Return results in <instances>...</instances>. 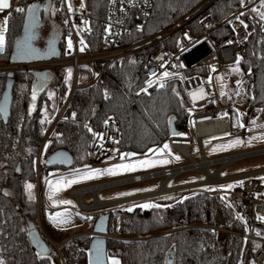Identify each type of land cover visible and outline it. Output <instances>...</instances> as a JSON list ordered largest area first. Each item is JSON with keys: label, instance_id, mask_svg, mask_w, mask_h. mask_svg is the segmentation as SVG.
Segmentation results:
<instances>
[{"label": "trees", "instance_id": "1", "mask_svg": "<svg viewBox=\"0 0 264 264\" xmlns=\"http://www.w3.org/2000/svg\"><path fill=\"white\" fill-rule=\"evenodd\" d=\"M108 1L86 0L93 30L87 39L89 49L102 47L97 42L102 36ZM201 1L155 0L150 16L141 25L134 24L126 42L170 25ZM32 3L34 0H22L18 7L25 8V12H12L6 34L7 45L0 52V62H10L15 40L22 31L27 8ZM239 9L241 0H218L210 7L209 11L221 23L214 32L217 40L232 34L230 25L222 22ZM251 10H244V15H241L248 25L249 37L242 44L239 55L243 58L239 68L248 82L243 105V117L247 121L259 108L264 109V21ZM52 14L62 21V13L56 5ZM190 26L199 31L198 19L193 20ZM145 55L146 52H142L112 63L96 83L75 90L69 102L72 80L65 68H55L53 78L40 94L35 108L31 106L30 93L33 73L17 71L13 75L11 110L7 121L0 112V258L7 264H89L88 249L92 234L72 237L59 244V251L43 236L51 249L47 254L35 249L29 238L30 223L38 226L37 177L54 167L45 164L54 151L65 149L73 155L71 167H58L72 168L93 161L91 147L97 137L93 133L100 132L109 116H115L120 121L122 137L119 151L126 153H145L159 146L170 136L169 121L172 116L176 117V127L180 132H188L191 106L182 79H167L163 81V88L159 86L160 82L148 87ZM194 71L201 73L204 70L195 68ZM9 78L8 72L0 70V103ZM142 88H147V92L141 91ZM63 107L65 109L55 123ZM85 124L91 127L92 132ZM11 184L16 189L14 194L8 192ZM27 184L34 186L31 189L32 199L29 198ZM39 215L51 239L63 242L66 239L64 232L49 220L42 206ZM238 216L243 217L241 205L227 196L205 191H197L178 200L165 211L160 207L135 206L132 211L120 207L111 211L109 233L134 238L109 237L108 257L120 260L121 264H165L171 255L172 264H252L244 251L243 238L222 230H245L244 217L241 220ZM96 217H92L91 230Z\"/></svg>", "mask_w": 264, "mask_h": 264}, {"label": "built area", "instance_id": "2", "mask_svg": "<svg viewBox=\"0 0 264 264\" xmlns=\"http://www.w3.org/2000/svg\"><path fill=\"white\" fill-rule=\"evenodd\" d=\"M21 1L12 0V8L6 10V12H11L12 14ZM36 1H41L43 5L40 11L41 20L44 23L49 21L52 25L59 24L61 26V32H59L58 36L60 53L48 59L18 63L10 61L0 65V70L7 72L48 70L52 73L58 67H71L74 71V77L67 101L69 102L75 90L86 88L96 83L112 63L125 57L146 52L144 65L149 80L160 82L161 74L164 71L178 74L165 78L164 81L183 77L185 95L192 109L189 117L188 132L182 133L183 135L170 134L160 144L168 142L174 149L189 159L187 163L168 166L160 170L121 179L85 185L78 189L83 190V192H95L92 189L93 186L102 185L108 187L162 178L160 189L131 196L127 199L132 200L154 195L161 196L164 193H180L195 190L202 184L211 185L243 178L241 180L243 182L242 185L237 183L234 187L227 190L224 196L242 206L246 229L242 231L222 230L243 238L245 243L244 251L252 261V264H264V220L257 219L258 216H264V169L222 176V171L231 163L243 158L264 154V147L212 158L206 156L204 147V139L207 137L228 134L247 137L252 133L264 130V109L262 107L248 121L245 120L235 105L238 102L237 97L239 95L237 93H239V90L232 95H228L229 101L227 103H222L214 82L216 72L227 71L228 67L235 64L237 57L240 55L242 44L249 37L248 27L245 28L240 23V20H242L241 13L247 9H264L261 8V0H244V3H241V9L232 13L222 22L228 23L232 29V34L222 40H217L214 37V32H216L221 23H218L215 16L209 11L210 7L218 0H202L170 25L131 42H126V40L131 36L132 27L134 24L141 25L147 20L153 11L155 0H146V2L145 0H115V2L109 0L106 19L102 23V36L97 42V44H102V47L95 49H89L87 41L93 30L90 27L86 0H71L73 11L68 10V0H34V2ZM81 3L85 7L81 8ZM55 5L61 11L63 21L54 18L52 12ZM45 6H49L47 11H45ZM3 16L4 13H0V20H2ZM195 19H198L199 31L192 29L190 26V23ZM85 20L89 21L87 26L84 25ZM109 25H111L110 29ZM86 28H90V31L86 30ZM65 37H68V40L71 39L73 45L71 49L67 46L68 41H64ZM81 39L84 40L86 45L84 51L80 50ZM181 57L184 58L189 66L185 62L183 67L180 66L179 59ZM161 65H164V67H161ZM213 67L216 69L215 71H212ZM152 68L156 73L155 76L152 75L153 72H149ZM195 68H201L204 71L201 73L196 72L194 71ZM209 77L213 79L210 84L207 83ZM201 87H203L207 95L204 99H194L190 93L198 92ZM209 101H214V103ZM235 116L236 126L234 123ZM59 118L57 116L55 123ZM238 118L244 127L237 125ZM253 120L256 121L255 125L252 124ZM105 121H107V124L104 122L99 132L103 134V139L97 136L91 147V158L93 161H103L113 157L117 153L115 149L121 147L120 121L115 116H109ZM52 129L53 126L49 133ZM113 139L118 140L119 143H114ZM196 142L198 143L196 152L201 155L200 160H196L192 153V148L196 146ZM40 157L41 150L38 161ZM212 166H217V169L211 171L210 168ZM188 170L201 171L206 174V178L203 181L169 186V183L177 175ZM164 188L168 190L164 191ZM209 192L220 194L218 190ZM255 243H257L256 246H254Z\"/></svg>", "mask_w": 264, "mask_h": 264}, {"label": "rangeland", "instance_id": "3", "mask_svg": "<svg viewBox=\"0 0 264 264\" xmlns=\"http://www.w3.org/2000/svg\"><path fill=\"white\" fill-rule=\"evenodd\" d=\"M261 11H264V9H262ZM61 19L63 21V15ZM50 31H57L59 33L61 32V26L59 24L52 25V23L46 21L44 23V27L41 29L42 35L47 36L50 33ZM64 41H68V37H65ZM184 62H185L184 58L181 57L179 59L180 66L183 65ZM4 63L5 62H0V65H3ZM187 66L189 65L187 64ZM235 66L236 64H233L230 67H228L227 71L216 72L214 75V82H215L216 91L218 92V95L222 103H227L229 101L228 95H232L239 90L240 94L237 97L238 102L235 103V105L240 111V113L243 115L245 110L243 105L248 93V82L244 78V75L242 74L241 70L240 72H233L231 70ZM63 68L66 69L68 78L73 81V77H74L73 69L71 67H63ZM69 69H71L70 77L68 75ZM220 77H222L223 79L222 80L219 79ZM212 81L213 79L211 77V83ZM237 81H240L241 83L237 84ZM221 91L226 92L227 95L221 96L220 95ZM234 123L236 126V116L234 118ZM261 136H264V130L258 133H252L247 137L233 136L231 134L207 137L204 139V147L206 149L205 153L208 158H212V157L232 154L235 152L248 151V150L264 147V139H260ZM235 139H240L243 141V143L238 144L235 147H222L228 145L231 141ZM164 144L169 145V148L171 149L170 154L168 153L167 150H165L163 154L157 153L155 151V149L162 148ZM43 147L41 149V152L43 150ZM151 149H153V151L150 152L148 150L145 153H137L136 156L126 157L123 161H121L120 159V154L126 152L119 151L113 157L107 158L103 161H90L89 163L82 166H75L72 168H62L58 166L50 167L47 170V172H44L41 175V177L40 176L37 177V182L35 187V193L37 199V211H38L37 219H36L38 225L37 227L46 236V238H49L54 243V246H57L56 248L59 251V244L62 243V241L59 240L53 241L51 237L48 235V233L45 231L43 219L39 215L40 206L43 207V211H45V214L49 218V220L54 225H56L59 230L64 232V235L67 239L72 236L74 237L81 234H87L89 231H91L90 228H91L92 218H90V216L96 212L109 211V210L112 211L120 207H125L128 209L131 208L133 210L135 206L142 205L145 203L160 205L161 210L165 211L170 204L178 200H181L187 196L195 194L197 193V191L209 192L208 189L211 188L213 190L220 191V194L224 195L225 192L229 190V188L222 186H227L229 184L236 185L241 180H243V178H240V179L230 180L221 183H213L211 185L202 184L198 186L195 190L183 191L180 193H164L161 196L154 195L152 197H143V198H136L132 200L116 202L111 204L102 203L96 205V202L118 200V199H123L131 196L157 191L161 187L162 178L147 179L141 182H131V183L112 185L102 188L99 191V193L98 191H96V194L98 193L97 195L95 194V192L92 191H89V193L83 195L82 201L85 204L92 203L97 198H100L102 200L101 201L97 199V201L94 204V207H89V209H84L83 208L84 205L82 206V204L79 201V198L72 193V189L82 185H91V184L121 179L125 177H130L136 174L160 170L167 166H176V165L184 164L189 161L188 158L184 157L180 152L174 149L168 142H164L162 145L159 146L158 145L154 146ZM197 149H198V143L196 142V146L192 148V153L194 154V158L196 160H200L201 155L198 152H196ZM176 156H179L180 159L177 160L175 158ZM138 159H151V160L168 159L170 162L167 164H157L156 166L147 169H138L135 172L122 173L116 176L103 175L90 180H82L79 183L73 184L71 187L61 189L59 192H55V193H53L52 189H50L49 187V183H48L49 181H51L53 186H55L57 181H60L62 179L74 178V174H83L84 172L90 169L108 168L111 167L112 165L119 164L122 162L130 163ZM216 169L217 166H212L210 168L211 171H215ZM260 169H264V154L243 158L231 163L225 170L222 171V176L235 175L247 171L260 170ZM205 178H206V174L201 171L188 170L186 172L177 175L169 183V186H178L187 183L203 181ZM139 189H151V190L139 191ZM15 190L16 189L13 184H11L8 187V192H10L11 194L16 193ZM125 192H130L132 194L127 196L119 195L120 193H125ZM80 195L81 194H78V196ZM65 200L72 201V203L71 204L60 203V201H65ZM54 201L56 203H54ZM57 213L64 214L63 217H60L58 219H67L70 222L66 224H59L54 222L53 219H51V217L56 216ZM111 235H112L111 237L121 238V239L134 238L133 236L126 234L123 235L117 233ZM256 245L257 243H255L254 246Z\"/></svg>", "mask_w": 264, "mask_h": 264}, {"label": "snow or ice", "instance_id": "4", "mask_svg": "<svg viewBox=\"0 0 264 264\" xmlns=\"http://www.w3.org/2000/svg\"><path fill=\"white\" fill-rule=\"evenodd\" d=\"M113 2H115V0H113ZM145 2H146V0H145ZM241 3L243 4L244 0H241ZM48 7L49 6H45V11L48 10ZM80 7L83 8V7H85V5L83 3H81ZM11 8H12V0H0V13H4V16H3L2 20H0V52H3L5 50V48H6V45H7L6 34L9 31V21L11 19V12H6V10L11 9ZM261 8H264V0H261ZM39 9H40V5L39 4H32V5H30L27 8L28 24H27V27H26V32L30 31L31 28L34 27L36 19H37V15L36 14L38 13ZM68 10L69 11H73L71 0H68ZM14 11L17 12V13H24L25 12V8L16 7L14 9ZM251 11L258 13V15L260 17V20L264 21V11H261L260 9H257V8H253ZM241 15H244V14L241 13ZM237 19H239V17H237ZM65 23H67V21H65ZM230 23H231V21H230ZM240 23L245 28L248 27V25L245 24L243 20H240ZM88 24H89V21L85 20L84 21V25L87 26ZM110 28H111V25H109V29ZM86 30L90 31V28H86ZM30 39H31V36H26V38H25V40L23 42L18 40L17 41V51L18 52L24 51L27 54H37L38 50H36V49L31 47V45L29 43ZM230 43H231V41H230ZM80 44H81L80 50L84 51L86 45H85V42H84L83 39L80 40ZM67 46H68L69 49H71L73 47L71 39L68 40ZM242 59H243L242 57H239V56L237 57V59L235 61L236 66L231 69L233 72H240L239 64H240ZM161 67H164V65H161ZM181 67H183V65H181ZM215 70L216 69L213 67L212 71H215ZM68 75H69V77L71 76V69L68 70ZM152 75L155 76L156 73L153 72ZM175 75H178V74L171 73V72H168V71H164L161 74L159 86L161 88L165 87V83L163 82L164 79L168 78V77H173ZM180 78L184 79L183 77H180ZM219 79L222 80L223 78L220 77ZM156 82L157 81H154V80L150 79L146 83H147L148 87H152V85L154 83H156ZM207 83H209V84L211 83V77H209ZM240 83H241L240 81H237V84H240ZM147 90H148L147 88H142L141 89V91H143V92H147ZM175 94L177 96H180L179 92H176ZM36 95H37L36 89L33 88V91H32V100L33 101H35ZM190 95H192L194 99H204V97L207 95V93H205L203 87H201L198 92L190 93ZM220 95L221 96H225V95H227V93L224 92V91H221ZM237 95H239V93H237ZM105 97L107 98V92H105ZM182 102H183V100L181 99V103ZM209 102H213L214 103V101H209ZM0 110H2V109H0ZM189 111H192V109H189ZM72 115H73V118H75L76 114L73 113ZM44 122H46V121H42V123H44ZM169 123H171V121H169ZM105 124H107V121H105ZM252 124L255 125L256 121L253 120ZM237 125L239 127H244V125L240 122L239 118L237 119ZM85 127L88 128L89 132H92L91 127H89L87 124H85ZM173 134L174 135H183L182 133H173ZM93 135L100 136V138L103 139V134L93 133ZM260 139H264V136H261ZM113 142L116 143V144L119 143V141L115 140V139H113ZM49 143H51V141H49ZM241 143H243L242 140L235 139V140L231 141L228 145L222 146V147H235L236 145L241 144ZM45 147H47V146H45ZM165 150H167L169 154L171 153V149L169 148L168 144H164L162 148L155 149V151L157 153H160V154H163L165 152ZM115 151L119 152V149H115ZM149 151L151 152V151H153V149H149ZM136 155H137V153H135V152L121 153L120 154V159H121V161H123L126 157L136 156ZM175 158L177 160L180 159L179 156H176ZM169 162L170 161L168 159H159V160L138 159V160H136L134 162H130V163H123L122 162V163H119V164L112 165L111 167H108V168L90 169V170L84 172L83 174H74V178H72V179H62L60 181H57L55 186H53L51 181H49L48 183H49L50 189H52L53 193H55V192H59L61 189L71 187L73 184L79 183L82 180H90V179H94V178H97V177H100V176H103V175L116 176V175H120L122 173L135 172L138 169L151 168V167L156 166L157 164H167ZM239 183L241 185L243 184L242 181L239 182ZM33 187L34 186L32 184H27L26 185V188L29 190V198L30 199L33 198L32 192H31V189ZM222 187H226V188L230 189V188L234 187V185L229 184L227 186H222ZM149 190H151V189H139V191H149ZM208 190L212 191L213 189L209 188ZM131 194L132 193H130V192H125V193H120L119 195L127 196V195H131ZM5 195H8V193L5 192ZM54 203H56V202L54 201ZM60 203L71 204L72 201L65 200V201H60ZM138 207H141V208H156V207H160V205L145 203V204H142V205H138ZM128 210L132 211L131 208L128 209ZM63 216H64L63 213H57L56 216L51 217V219H53L54 222L59 223V224L69 223L70 221L67 220V219H58V218L63 217ZM237 218L243 220V217H241V216H238ZM257 219L264 220V216H258ZM44 252H45V254H47V249H44ZM37 255L39 256V254H37ZM105 257H107V254L103 253L97 247L96 248L95 257L93 258L90 255L89 264H104ZM41 259H43V257H41ZM48 259H51V258L48 257ZM107 259L110 260V264H121L120 260H118L116 258L107 257ZM0 264H7V262L3 258H0ZM165 264H172V261L167 260V261H165Z\"/></svg>", "mask_w": 264, "mask_h": 264}, {"label": "water", "instance_id": "5", "mask_svg": "<svg viewBox=\"0 0 264 264\" xmlns=\"http://www.w3.org/2000/svg\"><path fill=\"white\" fill-rule=\"evenodd\" d=\"M32 4H39L40 9L38 11L37 19L35 22L34 27L31 28L30 31L26 32V27L28 24V13H26L24 24L22 31L20 35L17 37L15 40L12 52H11V58L10 61L14 63L18 62H28L32 60H37V59H48L53 56H56L60 53V47H59V40L58 38L52 39V46L48 50H42L35 44V40L39 37L40 35V29L44 26V22L41 20V8H42V2L41 1H36ZM31 4V5H32ZM26 36H31V39L29 40V43L32 48L38 50L37 54H27L24 51L18 52L17 51V41H24ZM150 73L154 72V69H150ZM36 80L34 81V85L38 84L37 88L40 89L42 88L43 81H47L50 79V73L48 70H41L37 71L34 73ZM10 78L7 82V87L4 92L3 99L0 103V110L1 113L5 117V121H7V116L10 113L11 110V91H12V84H13V73H11ZM37 97V95H36ZM65 107L61 110L60 114L58 115V118L61 116L63 113ZM171 123H169V132L170 134L173 133H180V130L176 127V117L172 116L170 118ZM73 155L65 149H59L54 151L49 157L47 158L45 164L47 166H63V167H71L73 165ZM130 197L123 198V199H118L114 201L107 202L108 204L111 203H116V202H122V201H127ZM110 219H111V213L110 212H105L100 214L91 231H89L87 234H92L93 238L90 241L89 244V249H88V259L90 258V255L94 258L96 255V248L98 247L103 253L107 254V241L108 238L111 237L112 235L109 233V224H110ZM46 238V236L40 231L38 227L35 226L34 223H30L29 225V238L34 246L35 249L40 251L41 253L45 254L44 249H47V253L51 251L46 239L54 245V243L49 239ZM73 237V236H72ZM72 237H69L65 239L60 245L65 243L67 240L71 239ZM57 247V246H55ZM105 257L104 259V264H110L109 260ZM170 261H172V255L170 256Z\"/></svg>", "mask_w": 264, "mask_h": 264}, {"label": "flooded vegetation", "instance_id": "6", "mask_svg": "<svg viewBox=\"0 0 264 264\" xmlns=\"http://www.w3.org/2000/svg\"><path fill=\"white\" fill-rule=\"evenodd\" d=\"M44 27V26H43ZM42 27V28H43ZM41 28V29H42ZM41 29H40V35H39V37L34 41L35 42V44L39 47V48H41L42 50H48L49 48H51V46H52V39H56V38H58V36H59V33L57 32V31H50V33L47 35V36H43L42 35V32H41ZM18 71H31V70H18ZM7 72V71H6ZM17 71H13V72H8V74L10 75L11 73H13V75L16 73ZM32 73H33V75H34V71H31ZM37 72V71H36ZM50 73V72H49ZM52 78H53V73H50V79L49 80H47V81H43V84H42V88H40V89H38L37 88V86H38V84H35L34 85V81L36 80V77H35V75H34V80L32 81V83H31V91H30V93H31V106L33 107V108H35V106H36V104H37V101H38V98H39V96H40V94L43 92V91H45L46 89H47V87L49 86V84H50V82H51V80H52ZM33 88H35L36 89V92H37V97H36V99H35V101H33L32 100V91H33ZM1 112V111H0ZM2 117L4 118V120H5V117H4V115L2 114ZM7 120H8V117H7ZM105 212H110L111 213V210H109V211H102V212H96V213H94L93 215H91L90 216V218H92V217H94V216H96L97 215V217L100 215V214H102V213H105ZM97 217H96V219H97ZM96 221V220H95Z\"/></svg>", "mask_w": 264, "mask_h": 264}, {"label": "crops", "instance_id": "7", "mask_svg": "<svg viewBox=\"0 0 264 264\" xmlns=\"http://www.w3.org/2000/svg\"><path fill=\"white\" fill-rule=\"evenodd\" d=\"M168 167V166H167ZM82 186H85V185H82ZM82 186H79V187H82ZM79 187H76V188H74V189H72V193L74 194V195H76L78 198H79V201H80V203L82 204V206L83 205H85V207L83 206V208L84 209H89V207L91 206V205H93L96 201H97V199H99V200H101L100 198H97L95 201H93L92 203H89V204H85L83 201H82V198H83V195L84 194H86V193H89V192H83L82 194H81V196L79 197L77 194H75L73 191L74 190H77ZM99 193V192H98ZM96 194V193H95ZM97 195V194H96ZM102 201V200H101ZM112 201H114V200H112ZM107 202H110V201H103V203H105V204H107ZM92 207H94V206H92ZM88 231V230H87Z\"/></svg>", "mask_w": 264, "mask_h": 264}, {"label": "bare ground", "instance_id": "8", "mask_svg": "<svg viewBox=\"0 0 264 264\" xmlns=\"http://www.w3.org/2000/svg\"><path fill=\"white\" fill-rule=\"evenodd\" d=\"M99 188H100V189H99ZM102 188H104V186H102V185H98V186H93V187H92V189L95 191V193H96V191L99 192ZM98 189H99V190H98ZM163 190L166 191V190H168V189L164 188ZM73 192H74L75 194H77V193H78V194H82V193H83V190L78 189V190H74ZM78 194H77V195H78ZM97 194H98V193H97ZM80 196H81V195H80ZM80 196H79V197H80ZM102 203H103V202H96V205H98V204H102ZM94 204H95V203H94ZM94 204L91 205L90 207L94 206ZM107 204H108V203H107ZM84 206H85V205H84ZM86 207H87V206H86Z\"/></svg>", "mask_w": 264, "mask_h": 264}]
</instances>
